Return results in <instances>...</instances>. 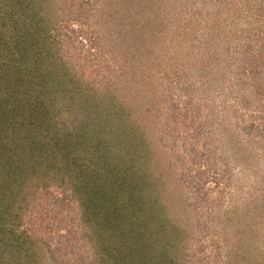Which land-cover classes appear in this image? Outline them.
<instances>
[{"label":"trees","instance_id":"obj_1","mask_svg":"<svg viewBox=\"0 0 264 264\" xmlns=\"http://www.w3.org/2000/svg\"><path fill=\"white\" fill-rule=\"evenodd\" d=\"M155 1L113 0L114 10L95 18L104 24L103 39L111 40L106 51L115 54L116 43L123 58L103 82L77 71L56 28L59 19L47 12L52 0H0V264L176 262L184 227L167 208L173 197L164 172H153L150 107L135 104V84L152 83L149 63L159 65L163 57L157 43L171 54L179 50L183 56L177 60H192L189 69L201 77L187 88L200 84L222 96L227 84L231 90L235 82L244 90L254 87L260 102L247 125L264 122V82L263 87L258 82L264 0H215L227 14L203 16L199 29L208 30L203 41L194 32L199 18L192 14L168 40L173 18L153 12L160 6ZM120 2L124 12L115 11ZM175 38L179 47L171 43ZM150 88L141 91L157 92ZM240 103L245 109L253 105L246 97ZM235 112L221 115L230 129L223 151L232 150L235 165L245 171L251 151L239 144ZM263 135L264 127L258 138ZM207 190L196 187L192 201L210 196ZM239 233L238 228V239Z\"/></svg>","mask_w":264,"mask_h":264},{"label":"rangeland","instance_id":"obj_2","mask_svg":"<svg viewBox=\"0 0 264 264\" xmlns=\"http://www.w3.org/2000/svg\"><path fill=\"white\" fill-rule=\"evenodd\" d=\"M155 2L160 6L153 12H162L173 18L169 24L171 35L168 40L177 36L175 28L186 24L189 14L199 18L194 32L198 38H203L201 41L208 32L206 29L203 31L201 26L199 29L203 16L207 12L227 14L218 6L219 1L215 0ZM105 3L110 4L109 7H104ZM113 4V0H52L47 9V12H55L59 19L56 28L62 32V44L70 52L77 71L87 77L100 78L103 82L114 74L115 62L123 61L116 43L113 44V47L116 46V61L113 59L115 54L110 55V51H106L110 45L105 42L111 40L103 39L104 24L95 21L97 16L99 20L105 19L102 12L114 10L116 6ZM117 6L116 12H124L122 2ZM242 26L239 24L238 28ZM171 43L175 47L180 46L177 38ZM157 44L156 53L163 57L159 65L154 61L149 63L153 74L152 83L139 81L135 84V104L143 109L150 107L151 137L148 142H154V151L157 152L153 172H164L167 191L172 192L173 197L170 199L173 200L171 206L167 208L174 210V216L179 214L178 222L181 228L184 227L177 260L172 264H223L225 261L229 264H264V135L258 138L264 122H261V126L255 123H251L250 127L247 125L249 121L254 122V114L258 111L256 104L260 102L259 95L254 87L244 90V87L235 85L236 82L232 84L233 90L227 84V90L222 96L218 89L210 93L208 86L201 88L200 84L195 90L187 88L189 82L201 77V74L189 69L188 62L192 60H177L183 56L179 50L171 54L161 42ZM183 64L186 71L183 67L179 73L177 68ZM262 65V73L259 74L261 81H258L261 82L260 87H263L264 82ZM208 73L203 79L207 78ZM226 76L231 77V72H227ZM150 87H155L157 92L143 94L141 89ZM244 97L253 104L247 109L240 103ZM222 98L227 101L225 105ZM149 100L151 102L148 103ZM233 110L236 111L234 130L239 132V144L242 149L245 147L251 151L250 167L245 171L235 165L237 163L234 162L232 150L223 151L225 144H228L226 136L230 129L223 124L221 115ZM206 155L209 156L204 158ZM201 184L208 189L210 196L200 202H193L191 196L196 198L197 192L194 190ZM48 206L46 203L44 208ZM238 228L241 231L240 239ZM249 228L253 229L251 233L248 232ZM244 238L246 243L241 244ZM82 245L83 241L78 240V250L81 251Z\"/></svg>","mask_w":264,"mask_h":264}]
</instances>
